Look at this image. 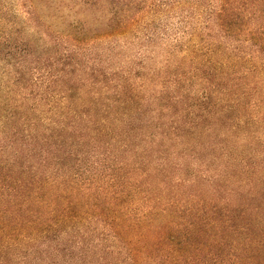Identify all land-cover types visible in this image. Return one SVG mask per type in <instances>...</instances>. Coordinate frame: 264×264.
<instances>
[{
	"label": "trees",
	"instance_id": "1",
	"mask_svg": "<svg viewBox=\"0 0 264 264\" xmlns=\"http://www.w3.org/2000/svg\"><path fill=\"white\" fill-rule=\"evenodd\" d=\"M149 1L69 0L74 52L127 33ZM198 2L151 92L141 74L96 82L93 69L90 84L69 78L57 111L39 78L14 74L0 96V264H264V0Z\"/></svg>",
	"mask_w": 264,
	"mask_h": 264
},
{
	"label": "rangeland",
	"instance_id": "2",
	"mask_svg": "<svg viewBox=\"0 0 264 264\" xmlns=\"http://www.w3.org/2000/svg\"><path fill=\"white\" fill-rule=\"evenodd\" d=\"M154 1L156 11L127 33L105 35L74 52L69 41V21L72 19L69 17V0L57 11L48 7L55 3L49 0L34 16L27 13L25 0H0V96L12 88L14 74L22 70L31 79L39 78L38 90L42 96H57V101L43 109L69 110V97L66 96L69 78L72 76L74 80L90 84L93 69V81L96 82L105 77L118 82L129 76L133 82L140 83L142 79L136 75L141 74L151 80L146 88L151 92L155 88L151 70L164 68L168 74L166 58L172 52L178 34L182 33V16L203 6L199 0H187L169 9L163 4L166 0H150L149 4ZM107 23L104 21L101 28ZM69 54L73 58H69ZM178 58L177 54L172 56L174 61ZM69 63H78L80 71L69 74ZM141 65L145 69H141ZM97 91H104L101 83L92 89L93 94Z\"/></svg>",
	"mask_w": 264,
	"mask_h": 264
}]
</instances>
